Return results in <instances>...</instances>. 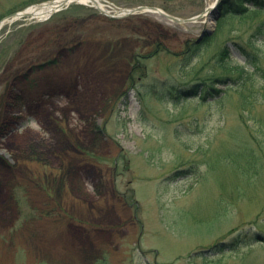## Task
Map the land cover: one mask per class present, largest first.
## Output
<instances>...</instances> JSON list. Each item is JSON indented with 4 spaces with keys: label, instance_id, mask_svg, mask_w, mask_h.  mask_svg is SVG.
<instances>
[{
    "label": "rangeland",
    "instance_id": "1",
    "mask_svg": "<svg viewBox=\"0 0 264 264\" xmlns=\"http://www.w3.org/2000/svg\"><path fill=\"white\" fill-rule=\"evenodd\" d=\"M212 23L74 3L1 29L0 264H264V11ZM225 76L218 100L181 92Z\"/></svg>",
    "mask_w": 264,
    "mask_h": 264
},
{
    "label": "trees",
    "instance_id": "2",
    "mask_svg": "<svg viewBox=\"0 0 264 264\" xmlns=\"http://www.w3.org/2000/svg\"><path fill=\"white\" fill-rule=\"evenodd\" d=\"M69 9V7L67 9H64L56 14H54L52 17L56 16L59 13H62L64 11H67ZM219 13H220V21L223 19V17H227V16H232V17H244L246 16L248 13L253 12L255 13H259V12H263L264 11V0H221L219 7H218ZM259 30L261 32H264V27H259ZM200 42H202V39L199 41H195L194 45L197 46L198 44H200ZM193 45V46H194ZM159 49H157L156 51H152L150 52V55L147 56H151L153 54H155ZM241 52L245 53V49L244 47L241 46ZM228 51V57L230 56L229 54V47H226L225 52ZM247 52V51H246ZM248 54V52H247ZM138 57H140L138 55ZM136 58V62L135 65H133V69L136 68L134 66H136L137 64H139V60H137L138 58ZM230 60H232L230 58ZM231 62V61H230ZM230 62L228 60H223L222 61V66L224 68H229L230 66ZM257 59L255 57L252 58L251 63L253 65L257 64ZM138 66V65H137ZM236 70H238V77L237 78H243V80H245L246 78H248V76H245L247 74V72L245 71L243 65H237L234 67ZM256 68H258L256 66ZM234 80L233 82L236 83V79L231 78V77H217L216 79L213 80H200L196 83H193L191 85H188L187 87L185 86L181 92L185 93V94H189V96H193L195 98H199L202 99L203 101H210V100H218L220 97L221 92H223V90L221 88H218L217 85L224 84V85H228V86H233V83H230L229 81ZM221 83V84H220ZM227 89V87H225Z\"/></svg>",
    "mask_w": 264,
    "mask_h": 264
},
{
    "label": "water",
    "instance_id": "3",
    "mask_svg": "<svg viewBox=\"0 0 264 264\" xmlns=\"http://www.w3.org/2000/svg\"><path fill=\"white\" fill-rule=\"evenodd\" d=\"M73 2H80V3L92 2L93 5L97 7L102 13L107 14L112 17H122V16H127L131 14L148 11V12L160 13L161 15H163L170 21L183 24V23H188V22H196L202 17H205L207 21L209 20L216 21L218 19V4L220 0H216L213 5L206 7L204 11L198 13L197 15L187 17V18L172 15L157 6L138 5L135 7L120 8L114 14H111L105 8H103L100 0H48L46 2L39 3L36 6H33L32 8L25 9L22 12H14V13L7 15L5 18L0 20V28L5 23L11 22L21 16H30L33 18L44 20L47 17H49L52 13H54L55 11H58L64 7H67L69 4ZM205 31L206 29L201 33L199 38H202Z\"/></svg>",
    "mask_w": 264,
    "mask_h": 264
},
{
    "label": "bare ground",
    "instance_id": "4",
    "mask_svg": "<svg viewBox=\"0 0 264 264\" xmlns=\"http://www.w3.org/2000/svg\"><path fill=\"white\" fill-rule=\"evenodd\" d=\"M212 24H213L212 21L209 20V21H208V25H212Z\"/></svg>",
    "mask_w": 264,
    "mask_h": 264
}]
</instances>
